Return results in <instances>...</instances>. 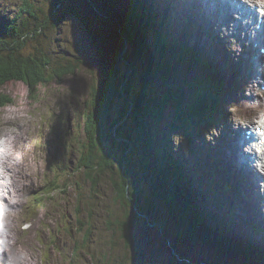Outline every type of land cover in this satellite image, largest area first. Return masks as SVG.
I'll return each mask as SVG.
<instances>
[{
  "label": "rangeland",
  "instance_id": "rangeland-1",
  "mask_svg": "<svg viewBox=\"0 0 264 264\" xmlns=\"http://www.w3.org/2000/svg\"><path fill=\"white\" fill-rule=\"evenodd\" d=\"M22 1L23 0H0L1 28L5 29V25L11 22V25L17 23L18 18L14 22L11 20L16 17L15 12L20 11V6L24 5ZM61 1V3H58V0H27L32 9V13H27L26 17L19 19V21L22 22L21 28H26V30L33 28L37 30V32L40 30L44 39L42 38L43 36H39V38L27 36L29 41L25 44L20 57L25 58L28 56V61L34 58L37 60H39V58H43V60L47 61L49 60V65L47 66L49 71L51 70L50 67H54V65L59 67L62 71L70 63L73 65L77 64L79 68L75 70L74 74L71 76L62 77L58 82L53 81L51 85L39 87L37 89V98H39V101L29 100V110L22 116L16 119H5L3 111H0V136L10 134L15 137L11 148L12 155L9 156V160H15V167L17 169H19L18 163H23L25 167L23 173L20 172V170H23L22 168L15 173V176L12 177L13 184L11 185V187L15 189L16 185L19 184L20 187L18 189L20 191L17 192L22 191L27 196L26 200L12 205L13 208L19 210L13 218L15 227L13 229L14 236L12 238L15 241L14 247L26 255L23 264H173L171 254L173 255L174 253L183 258L188 264H231L221 262V258L222 260L231 258V255H228V253H226V255L224 253V251L227 252L231 250V248L227 247V249H225L221 247L224 249L223 251L219 243L217 246L215 243H212L214 240H206L210 238L209 236L205 238L200 234L199 236L202 238L199 240V243L201 242L200 244H197L195 239H192L195 245L189 241L185 243L181 242L184 239L182 237H187L184 233H182L183 236L180 235L182 227H180L179 224H184L183 220L180 219V217L178 218V226L174 223H170L166 218L171 220L172 217L169 208L165 207L164 197H157L156 193L154 194L155 198L153 197L152 202L158 201V205L155 208V203H153L154 205L151 207L160 213L157 212V215L159 217L158 221L161 223L160 225L163 229V235L162 233L161 235L160 233L157 235L155 232H148L150 228H144L143 230L137 228L142 234L150 236L149 243L143 242V239L137 235L135 218L134 215H132V211H129L131 210V206L126 204V202L120 203L119 200L115 199L116 194L111 186L112 181L110 179L111 176L118 177L119 170L115 159H121V152L124 151L126 156L129 157L126 158V164L129 167H127V171H131L129 173L133 175V177H138L139 180H145L144 183L149 180L146 170L142 169L140 165L142 161V153L140 154V150H142V152L146 151V154L152 155L154 153H151V149H147L145 145L146 149L143 145L141 148L140 138L142 133H146L145 130L148 131L147 136L149 135L154 139L158 136L162 138L163 144L170 147L169 151L171 155H173V159L174 157H176V159L179 157L178 161L180 162L179 166L181 168L176 169L179 170L181 179H176L177 173L172 169L174 165L167 170L172 171L177 184L176 190L180 195L182 192L191 193L190 195L189 193L186 194L187 199H183L185 201V209L187 211L191 210L192 213H195L196 217L200 216L204 226L207 228V232H211L209 229H214L216 224H221L219 221H216V218L218 220L222 219L220 212H225L231 218L227 219L228 223L223 227L227 228L231 234L234 233L236 236L244 235L241 243L253 247L250 251L248 248H245V250L247 249V251H249L247 252V256L252 257L258 264H264L262 257L260 259L254 257L260 254V252L264 256V245H259L258 242L260 241L253 236L258 234V232L256 231V234L254 233V226L249 222L252 213L250 210L251 205L244 203L248 206L247 209L250 212H247L246 208H244L243 210L241 209L243 213L239 212L237 216H234L233 212H237V209L233 206L234 203L231 202L232 200L237 201L231 197L235 195L233 191H236V194L239 195L240 190H235L230 186L236 185L240 188V185L245 184L246 189L257 188L256 186H250L247 180L243 181V179L240 178V181L237 180L236 182V178H228L222 171L219 173L218 167L214 162L217 160L219 164L221 162L223 166L228 165L230 168H233V161L231 157L227 155V151L231 148L230 142L227 139L229 133H227L225 128L223 129L220 127V123H228L225 111L227 103L243 98V89L238 91L240 88V74L238 75V70L234 67L235 61L229 58L227 54L229 53L226 45L227 37L221 38L219 36L217 43L219 52L227 61L225 64L228 66L231 64L229 67H224L218 63L219 58L217 56L210 54L208 50L197 48L187 37V33L189 32H194L198 36L206 34L208 37L212 32L207 33L211 30L207 26V31L202 30L204 26L202 21L201 29L196 27L195 23L197 20L192 16L193 13L190 12V9L189 11L184 10L183 13L181 12L183 7L187 4L184 0L145 1V5L149 3L154 5V7L150 8L157 14V18L163 16L164 19H166V22L163 19L160 20L164 30V36H166L167 39L170 37L177 38L175 41L179 42L184 47L183 52L193 57L194 61L190 64V71L184 69L176 75L171 74L172 78H166L164 76H167V72H164V75H159L160 72H157L158 69H152L157 72L153 78L156 81H154V83L150 81L149 84H146L148 85L147 91L149 95L146 94L143 96L142 93L141 97H144L143 101L139 98L140 95H136V93L141 92V86H143V83L139 81L140 78L138 77V61L135 63L134 69L127 63V61L131 63L130 60L127 59L128 55L135 58V60L137 59L135 42L130 41V35L133 33L130 29V31H127L128 33H122V29L127 30L128 28H126L124 23V26L121 27L119 19L113 15L115 11L116 13L119 11L120 14H122V10L128 5L136 9L137 2L140 1L111 0L115 6L110 5L112 8H107L109 12H102V15L106 17V21L113 22L112 25L121 31V35L124 36V39L129 44L128 45L126 41L122 39V45L124 47L126 45L127 47L125 50H122V52H125V61L122 60L120 62L117 60V63L115 62V53H113L115 45L112 33L108 35V40H110V42L105 38V44L104 41H102L103 36L98 34L104 31V23L101 22V18L98 16L100 15L98 14L99 11L96 10L91 13V9L89 11L88 0ZM173 1L174 5L172 4ZM89 2L90 5L95 6V8L96 6L102 8V6L107 3L105 0H89ZM172 10H175V12ZM207 11L209 13L207 9L203 10V12H198L195 9L194 13L196 12L203 17ZM172 12L175 13L174 17H172L173 19L171 18ZM148 14H150L148 11L143 13V21H146ZM176 15H179L181 19ZM185 16L189 17L185 18ZM126 18L131 25L138 26L135 24L137 23L135 15L130 17L126 16ZM134 20L135 22H133ZM175 21L180 22L181 29L174 24ZM207 21L210 23L209 25L213 27V22L211 23L208 19ZM110 24L111 23H109V26ZM99 29H101V31H99ZM161 32L162 30L158 28L156 36H159L160 39H162L163 36ZM216 32L218 33L219 31L216 30ZM129 33L130 35H128ZM121 35L117 34V39H120ZM19 37L20 35L11 38L12 46ZM93 37L95 38L94 41ZM153 37L155 39V36ZM162 41L165 42L163 39ZM199 41L208 45L207 41L203 39ZM90 42H92L93 45ZM1 45L3 46L5 44ZM164 45L167 50L171 51L173 48L179 50L177 46L169 47L166 42ZM146 46L148 49L150 48V51L152 50V42L149 38L146 39ZM187 46L196 49L197 54L189 50ZM128 47L131 51L128 50ZM145 48L144 46V50ZM167 50L164 51L167 52ZM97 51L101 53V56H104V64H102ZM143 53L146 58L147 55L145 51H143ZM202 56H206L208 59L202 60ZM165 57L167 58L169 55ZM206 57H204V59H206ZM160 58L163 60V57ZM161 59L160 65L163 66V61H161ZM182 61L186 60L182 59ZM192 64L194 66H192ZM105 65L108 67L114 66V73H116L114 78L112 77V80L108 78V81L111 80L114 82V80H118L120 85L125 84V82L126 84L129 83V88L127 86L129 93L125 96L127 98L125 100H127V102H132V105H134V107L136 105L135 108L138 109H140L139 107L143 104V112H145L147 108L148 110L151 108L154 110L156 106L162 107L160 101L162 98H165L162 96H168V94L164 93L168 88L177 90L180 85H183L184 88H182V91H179L178 94L182 100L186 101L187 97L191 95L187 91V88L189 86H193L194 88L197 87L194 86V84L197 85L200 83L202 88H209L210 90L212 84L222 87L217 88L218 94L216 98L218 104L212 102L211 106L214 107V109L211 110L214 111L212 112L209 109L210 115H207L213 118L207 119L208 123L206 125L201 123L195 128L187 125H179L175 115L172 114V107L163 110L162 113L157 111L156 117H147L145 114L146 117L144 116L145 118H142V120H140L142 112H139L138 118L136 117L137 121L133 120L131 124L129 120L128 123L124 125L125 130L135 138L132 139V147L127 145H125V147L122 145L118 146V142L114 139L111 140V137H114L113 127H110V132L109 130L106 132L107 136L103 134L102 136L100 133L94 134V140L96 142L98 141V136L99 138L102 137L101 140H103L95 147L97 153L95 157L98 160L99 157L102 158L104 156V158H107V156L111 155L114 159H110L114 161V169L110 171L107 170V172H102L101 174H99V169L98 171L91 170L89 174L93 180L91 181V179H87L85 170L81 167L79 168V163L81 162V154H84L86 151L83 149L82 144L86 140L85 138H87L84 133L86 116L89 115V113H86V108L91 107L92 104L89 94L92 89L94 91V89L97 90L101 88V67ZM141 67L144 73L147 68V62L141 65ZM127 69L130 70L126 72ZM119 72L121 75L125 72L127 74L121 77ZM247 74H249V72H247ZM128 76L130 79L127 78ZM159 77L162 79L161 81H158ZM220 79H224L225 81L222 80L223 82H221L219 81ZM213 81L215 82L213 83ZM120 85L117 86L119 87ZM3 88L4 86L1 87L0 93L5 96L7 94L4 93ZM227 89L229 90L226 91ZM134 95H136V98L133 97ZM7 96L11 98L10 95ZM155 96V101L148 106L145 100L148 98L152 99ZM120 99H122V97H120ZM116 100H119V98L111 99V101L115 102L111 113V120H113L114 117L118 119L121 112L125 109V100H121V102H116ZM12 102L15 103L13 99ZM108 107L112 108V106ZM2 108L0 107V109ZM92 113H94V110ZM132 113L134 116H137V112ZM140 124L145 126L146 129H141ZM179 126H181V128H179ZM227 127L233 130L230 123H228ZM13 128L16 129L15 132L10 131ZM195 129H198L196 134ZM213 129H218L220 131L219 136L221 137H215L214 144L205 140V135H211ZM165 130L168 131V133L164 135ZM101 132L104 133V131ZM173 134H180L184 137L181 145L175 150H173L171 142V136ZM165 139H168L167 144L165 143ZM123 141L128 140L123 139ZM113 142L115 144H113ZM162 142L160 145H162ZM156 146L158 147V144ZM166 153L169 152L166 151ZM218 159H220V161ZM91 161L95 163L94 159H91ZM160 162L163 161L160 159ZM166 163L161 164L163 170L167 168ZM161 166L159 170H162ZM1 168H4L5 171H12L11 168H6L3 164H1ZM163 170L159 174L158 172L155 173V181L157 179L160 181L164 180V176L167 174L163 172ZM95 171L98 173L97 176L94 174ZM232 173L233 171L229 170L227 174L229 175ZM237 174L239 173L237 172ZM93 175L95 176L93 177ZM152 175L154 177L153 173ZM187 175H191L192 177L190 178L189 176L190 179L185 180ZM128 178L130 179V176ZM194 178L199 182L195 183L196 181ZM30 182L33 184L28 185ZM23 183L25 186L27 184L26 188H22ZM144 183L139 182L140 186L138 189L146 190L143 192L149 193L150 190L147 189L149 186H145ZM146 183L149 182L147 181ZM49 184L57 185L58 189L53 191L49 195V198H45L37 205L39 208L32 212L33 204L35 205L32 201V197H37L36 193L38 194V189H43V187H47ZM189 185V191L184 189ZM194 186H198L196 187V192L191 191L194 190ZM151 188L153 189L152 186ZM201 188L204 190L207 200H203L202 194L200 195ZM177 191L175 193L176 196L178 195ZM10 194L12 193L10 192ZM137 194L140 197V192ZM181 196L183 197V195ZM230 197L232 200H230ZM139 202L137 201L136 205H138ZM241 202L242 201H239L238 204L242 205ZM238 204L235 202L236 206H238ZM206 205L207 207L205 208L204 206ZM198 207H201L204 216L201 215ZM205 209L208 210L206 211ZM167 211L169 212L167 213ZM254 211H257V209L254 208ZM207 212L208 215L205 216ZM211 213H213V215H210ZM163 215L166 216V218ZM208 216L214 218L210 219L211 221L214 220L216 223H213L214 226L209 224ZM258 219H256V223ZM260 220L262 221L261 227L264 228V217ZM118 221L122 222L123 226L118 227L116 223ZM26 222L31 224V227L23 229L21 226ZM142 224L141 228L146 227L144 223ZM198 230H200V226H198ZM258 230L264 235V231L259 228ZM213 233L214 235H219L217 230ZM219 237L221 236L219 235ZM125 238L134 244L136 247L134 251L132 248L130 249L125 245V243H127L125 242ZM167 240L172 241L173 247L178 246L177 250L179 251L167 252L164 244ZM179 242L181 244H179ZM225 243L228 245L227 242ZM204 246L208 248L204 249ZM230 246L233 248L239 247L235 246L233 242L230 243ZM220 250L223 252H220ZM216 251L220 252V256L221 254L223 255L219 257ZM239 251H241V249H239ZM231 254L234 255L233 252ZM7 256L8 253L2 249L0 251V264H4Z\"/></svg>",
  "mask_w": 264,
  "mask_h": 264
},
{
  "label": "trees",
  "instance_id": "trees-1",
  "mask_svg": "<svg viewBox=\"0 0 264 264\" xmlns=\"http://www.w3.org/2000/svg\"><path fill=\"white\" fill-rule=\"evenodd\" d=\"M141 2V0H139ZM22 2H24V5L22 6L20 11H16L15 15H16V19L17 23L15 25H11V23H9L8 25H5V29L1 28L0 26V89L1 87H3L5 84H7L9 81H15V80H24L25 83L28 84L29 88H30V92L31 94L28 97V100H34V101H39V98H37V89L41 86H47V85H51L53 84V81L58 82L62 79V77H66V76H71L74 74V71L77 70L79 67L77 64L73 65V64H69L67 67H65L62 71L59 69V67H56L54 65V67H50V71L47 69V66L49 65V60H43V58H39V60L35 59H31L28 61V56L25 58H21L20 56L22 55V51L23 48L25 47V44H27V42L29 41L27 39V36H31L34 38H39V36H43L41 35L42 33L40 32V30L37 32V30L30 28L29 30L25 28V34H18V31L21 30L22 28V22L19 21V19H22V17H26L25 12L31 14L32 13V9L30 8L29 3L27 2V0H23ZM90 3V2H89ZM138 5L139 2H137V8L139 7ZM106 6V4H105ZM107 7V6H106ZM104 7V5L102 6V11L105 9L106 11H108V7L106 8ZM127 8V10H126ZM142 8L143 9H147L148 12L149 9L146 7V5L144 3H142ZM90 9L93 12L94 11V6L90 5ZM99 7L96 6V10H98ZM125 10V11H124ZM136 9L134 7H129V5L127 7H125V9L122 10V14H120V12H118V14L115 12V16L116 15H120V17H124V22L125 24H127V18L126 16L130 17V16H136V19L139 18V14H136L137 12L133 11ZM114 15V14H113ZM150 17V16H149ZM28 18V17H27ZM135 19V20H136ZM151 22H148L147 19L146 21L141 20L142 22L138 23L139 25H141V27H143L145 34H155L157 35V29L160 28V26L154 22V18L150 17ZM120 20V19H119ZM11 21H15V20H11ZM123 21V20H122ZM127 21V22H126ZM130 23V22H129ZM120 26H124L123 22H121L120 20ZM11 25V26H9ZM3 26V25H2ZM130 25H128L126 28H128L127 30L122 29V33H128L127 31L129 30ZM38 28V27H37ZM36 28V29H37ZM125 28V29H126ZM161 29V28H160ZM154 30V31H153ZM162 30V29H161ZM133 34L130 35V33L128 35L131 36V40L135 42V47H136V57H137V61L139 63V68L140 70L142 69L141 65L144 64V62L147 61V68L143 73V69L141 70L140 74V79L139 81H141L143 83V86H141V92L137 94V96H139V98H141L144 101V95H149L148 91H147V86L146 84H149L150 81H153L154 76H155V71H153L151 68V62H153L154 58H157V60L155 59L153 63H156V68L158 69V71L160 72L159 75H164L163 73L165 72V70H168V57L166 58L165 56L169 54V56L171 55H175V54H171L170 50H167V52L164 51V44H162V46L160 45L161 40L163 39L168 45L170 46H177L179 48H181L180 44H176L175 42L171 41L170 39L168 40L166 38V36H164L163 34V30H162V39L159 38V43L155 40H152V47H151V51L150 48L148 49L147 47L145 48V53L147 52V56H149V58H145L144 57V42L142 40H140V38H137V35L132 32ZM19 39H17L14 43V45H11V38L15 37V36H19ZM157 37V36H156ZM44 39V36L42 37ZM146 41V39L144 40ZM143 42V43H142ZM1 44H5V45H1ZM164 45V46H163ZM5 50H9V51H5ZM154 50V51H153ZM172 50H176L175 48H173ZM153 51V52H152ZM139 52V53H138ZM173 53V52H172ZM184 53V52H183ZM178 56V55H176ZM182 56H186V57H191L188 56L187 54H183ZM163 57V60L160 58ZM174 57V56H173ZM139 59V60H138ZM146 59V60H145ZM160 59L161 61H163V65L165 66V68L163 66L160 65ZM182 59H185L186 61H182ZM180 60H176L175 59V67H180L181 68V72L185 69L187 71H190V64L192 63H188V59L187 58H182ZM190 59V58H189ZM191 60V59H190ZM140 61V62H139ZM141 63V64H140ZM187 66V67H186ZM192 66H194L192 64ZM145 67V66H143ZM165 69V70H164ZM142 73V74H141ZM110 79L112 77H114V70L112 71V68L110 70ZM142 75V76H141ZM166 78H171L170 74L164 75ZM106 78L108 77H104L103 78V82L101 79V88H98L97 90L93 89L90 91V99L92 100V104L91 107L86 108V113H89L88 116H86V124H85V128H84V133L87 136V138H85L86 140L84 141L83 145V149H85V153L81 154V159H80V165L79 168H83L85 170L86 173V177L87 179H91L90 177V171L92 170H96L98 171L99 169V174H101L102 172H107L114 169V160L111 155L107 156V158H104V156L101 158L99 157V159L97 160V158L95 157V155L97 154L95 151V147L99 145L98 141L101 140L102 137L99 138L98 136V141L96 142L94 139V134L100 133L101 135L103 134L104 136H107L106 132L109 130L110 132V127L114 126V123H111V121L109 120V115L108 114V108L106 107V101L107 99H109L111 96H113L114 98L118 99L119 97H125L127 96L128 92V88H129V83L127 84H122L120 85V83H118L117 85L119 86L118 89V94H115L114 92L117 93V91L113 90L115 81H111V80H107L108 82H106ZM160 81L162 80L160 77L158 78ZM128 86V88H127ZM182 86V87H180ZM178 88L179 89H174V88H168L166 89V91L164 93L168 94V96H162L165 98H162V100L160 101V103H162V107L161 106H156L153 108H151L150 110H148V108L145 110V112L142 111V106L138 108H135L134 105H132V102L125 100V109L121 112V115L118 117V119L116 120L118 123H120V126L117 127V130L120 132V137L122 138L121 141L118 142V144H125L129 147H132L133 143H132V139L133 136H131L129 134V132H127L125 130V126L126 125V120L128 119V121L130 120V123L132 124L133 120L137 121L139 112H142L141 114V118L140 120H142V118L144 119L147 115V117H152L155 116L157 111L162 113L163 110L172 107L173 108V112L172 114L175 115L177 122L179 125H187L190 127H198L199 124H203L206 125L208 123L207 119H209L210 117H208L209 114V109H212L211 103L214 102L215 100H217L213 93L215 92L216 87L212 84L211 90L209 88H202L200 86V83L194 86L197 87H191L189 86L187 89V91L191 94L189 97H187L186 101L182 100L179 96V91H182L183 85H180ZM197 88V89H196ZM91 89V88H90ZM107 89V90H106ZM196 89V90H195ZM113 90V91H112ZM111 93V94H110ZM98 96V97H97ZM119 96V97H118ZM126 98V97H125ZM136 98V97H135ZM155 97H153L152 99L148 98L145 100V102L148 104V106H150L151 103H153V101H155ZM170 100H169V99ZM127 99V98H126ZM6 103H13L12 99L10 97H8L7 95H3L2 93H0V107L2 108L4 104ZM111 104V103H110ZM145 108V107H143ZM94 110V113H92V111ZM175 110V112H174ZM212 111V110H211ZM132 112H137V116L133 117V113ZM171 113V112H170ZM146 114V115H145ZM208 115V116H207ZM132 116V117H131ZM145 116V117H144ZM137 117V118H136ZM156 117V116H155ZM178 117V118H177ZM110 122V123H109ZM157 122V121H156ZM141 123V122H140ZM141 129H146L145 126H143L142 124H140ZM145 127V128H144ZM179 128H181V126H179ZM198 129H195V134L197 133ZM101 131H104V133H102ZM146 133H142V136L140 138V145L141 148L145 145H148V140H149V135L147 136L148 131L145 130ZM168 133V131L165 130L164 135ZM102 135V136H103ZM124 137V138H123ZM156 137V136H155ZM106 138V137H105ZM113 139V137H111ZM123 139H127L128 142H123ZM142 139V140H141ZM154 139V138H153ZM162 138H160L159 136L156 137L154 140L157 141L156 143L158 144V147L155 145L154 148H152V152L153 156L151 154H146V151L142 152V150H140V154L141 155V168L146 170L147 175L149 176V180H147L149 183H144L145 185H148L149 188L148 190H150L151 192V197L153 200L154 194L156 193L157 197H161L164 199L165 202V207L169 208L170 213H171V217L172 219L170 221H175V217H180V219L183 220L184 224H181L182 227V232H181V236L182 233H185L187 235V237H182L184 238L181 242H190V243H194V241L192 239H195V242L197 244L199 243V240H201L202 238L199 236L200 234H203V237L206 238V236H209V239L206 240H214V242H212L213 244L215 243L216 245L219 243L220 248L224 247L225 249H227V247H230L231 250H228L227 252L224 251V249H222L224 251V253H228V255H231L230 259L227 260H222L221 258V262L222 263H231V264H258L257 262L254 261V259L252 257L247 256V252H249L251 249H253V247L251 245H246V244H242L240 241L236 242L234 241L233 237H235L234 234L232 235H220L223 236V238L221 240H219L221 237H219V235H214L213 232H215L214 230H216L215 228L209 229L211 230V232H207V228H205L202 219L199 217H196L195 213H192L191 210L187 211L185 209V201L182 199H187L186 198V194H188L189 192L185 193L182 192L183 197L179 194V192L176 190L177 184H176V180L174 179V175L171 171V173H169V171L167 170L168 168L172 167L173 171H176V179L179 178V180L181 179V176L179 174V170H177L175 167H180L179 163L175 161H173V163L175 164H168L169 161H171L170 158V154L166 153V150L170 153V147L166 146L165 144H163ZM164 139V138H163ZM167 140L165 139V143L167 144ZM162 142V145H160V143ZM114 143V142H113ZM130 143V144H129ZM143 143V144H142ZM143 145V146H142ZM144 146V148H145ZM140 147V146H139ZM140 148V149H141ZM146 149V148H145ZM111 154V153H110ZM106 155V154H105ZM108 155V154H107ZM110 157V158H108ZM162 157V158H161ZM104 158V159H103ZM129 158V157H126ZM91 159L95 160V163L91 161ZM112 159V160H110ZM122 159H115V162H119L120 163V167L118 166V170L120 172V170H123L124 172V176H111V186L114 189V192L116 194V200H119L120 203H129L130 199H135L137 197L138 202L140 201V198L145 197L147 198L146 203L144 202V204L141 202H139V204L137 205V212L140 213V211L143 212H147V209L145 208L146 205L147 206H152L154 205L152 203V201L149 200V198L147 197V195H145V193H141L140 192V198L139 195L137 194L138 192H135L137 189V187L134 185V177L133 175H130V173L127 171V164L125 166H123V162ZM160 159L163 162H160ZM166 161H168L167 163V168L163 170V172H165L166 175V180L164 179L163 181L157 179L155 181V172H158L159 167L161 166L162 163H166ZM98 162V163H97ZM126 163V159L124 161ZM160 162V163H159ZM113 164V165H112ZM130 164V163H129ZM164 166V164H163ZM175 168V169H174ZM181 168V167H180ZM89 170V171H87ZM162 170H159V173H161ZM95 171V175L97 176L98 173H96ZM118 172V174H119ZM152 173L154 174V177L152 175ZM158 173V174H159ZM93 175V177L95 176ZM130 176V179L128 178ZM146 175V176H147ZM122 177V179H121ZM120 178V180H119ZM122 180V181H121ZM136 180V179H135ZM178 180V181H179ZM91 181H93L91 179ZM166 181V182H165ZM113 184V185H112ZM153 187V189L151 188V186ZM128 186V190L126 189ZM190 185L188 186V188H185L186 190L190 189L189 188ZM49 190H53L55 191L56 189H58L57 185H51L49 184V186L47 187ZM155 188V189H154ZM202 190V189H201ZM177 191V194L179 195H175ZM189 191V190H188ZM192 192H196L197 188L196 186H194V190H191ZM145 192V191H144ZM191 193H189L190 195ZM162 195V196H161ZM128 197V198H127ZM155 198V197H154ZM166 198V199H165ZM36 202L38 203V200H36ZM135 202V201H134ZM137 203V201H136ZM157 203V204H156ZM181 203V204H180ZM149 204V205H148ZM122 205V204H121ZM158 205V201L155 202V208ZM173 206V207H172ZM195 207V206H194ZM39 208L37 205L33 204V208H32V212L36 211V209ZM161 210V207H160ZM199 210L201 212V215H203V212L201 211V207H199ZM155 212L154 214H152V212ZM137 212L136 214L134 212H132L134 216H137ZM159 211H155V209L153 207H151V209H149L148 213L149 215L152 216V218L154 219L157 218L159 220L158 217V213ZM169 211H167L168 213ZM160 214V213H159ZM78 218V217H77ZM166 218V217H165ZM167 220H169L168 218H166ZM210 220V219H209ZM136 228L138 226L143 225L142 223H139L138 221H136ZM118 227L123 226L122 222H116ZM134 223V222H133ZM164 223V222H163ZM145 224V222H144ZM203 225V226H202ZM198 226H200V230H198ZM216 227H219L216 226ZM202 228V229H201ZM185 230V231H184ZM201 231V232H200ZM213 231V232H212ZM142 233V232H141ZM194 234V235H193ZM198 234V235H197ZM205 234V235H204ZM223 234V233H222ZM144 236V234H143ZM197 236V237H196ZM126 237V236H125ZM127 243H125V245L127 247L129 246H133L134 244L129 241L127 238H125ZM146 242L145 243H149V239H147V237L145 236ZM216 241V242H215ZM227 242L228 245L225 243ZM233 242L235 245L239 244L241 246L237 247V248H233L230 246V243ZM179 244H181L179 242ZM183 244V243H182ZM206 244V243H204ZM218 246V245H217ZM177 247V246H176ZM245 248H248L249 251H247V249L245 250ZM239 249H241V251H239ZM178 251V250H177ZM220 250V252H223ZM217 252V251H216ZM220 252H217L219 257H221L223 254H221L220 256ZM234 253V255H232L231 253ZM227 255V254H226ZM176 256V254H175ZM230 257V256H229ZM254 257H256V259H260L261 257L264 260V256L263 254L260 252V254L255 255ZM181 258V257H180ZM208 263V262H207ZM210 264V263H209Z\"/></svg>",
  "mask_w": 264,
  "mask_h": 264
},
{
  "label": "bare ground",
  "instance_id": "bare-ground-1",
  "mask_svg": "<svg viewBox=\"0 0 264 264\" xmlns=\"http://www.w3.org/2000/svg\"><path fill=\"white\" fill-rule=\"evenodd\" d=\"M107 3H106V6L109 8V9H111L112 7H110V5L111 6H115V4L111 1V0H105ZM145 1H147V0H141V2H139V4L140 5H138L139 7L138 8H136V11L135 10H133V11H135V12H137L136 14H139V18H137L136 19V21H137V23H135V24H137L138 26H133V25H131L129 22H127V24H125V22H124V17H120V15L118 16V15H116L115 17L117 18V19H120L121 20V22H123L124 24H125V26L127 27L128 25H130V27H129V29L132 31V32H134L136 35H137V38H140V40H142L145 44H144V46L145 47H147L146 46V41H144L145 39H150V41L152 42V40L151 39H153V40H155V41H157L158 43H159V38H158V36L156 37V35L155 34H145V31H144V29H143V27H141V25L139 26V24L138 23H140L141 22V20H143V17L144 16H142L143 15V13L145 12V11H147V10H145V9H143L142 8V3H144ZM185 1V3H187L186 5H185V7H183V9L181 10V12L183 13L184 12V10H187V11H189V9H190V12L191 13H193V15L192 16H194V18L197 20V22L195 23V25H196V27L197 28H199V29H201V21L203 22V24H204V26H203V28H202V30H206L207 31V27L209 28V29H211V30H209L210 32H207V33H211L212 32V34L208 37V36H206V34L205 35H203V36H198L196 33H194V32H189V33H187V37L190 39V41L197 47V48H199V49H202V50H208L209 52H210V54H212V55H214V56H217L218 58H219V61H218V63L220 64V65H223L224 67H227L228 65H226L225 64V62H227L226 60H225V57L219 52V48H218V46H217V43H218V40H219V32L217 33L216 32V30L217 31H219L220 30V27L221 26H224L225 28L231 23L233 26H234V31H233V33H232V35H234L235 36V38L238 40V42L241 44V47H242V52L240 53V55L239 56H235V54L234 53H231V52H229V53H227L228 54V57L229 58H231L233 61H235L234 62V64H235V66L234 67H236V70H238V75H239V79H240V88H239V90L238 91H240V90H242L243 89V85L246 83V82H248V81H250V80H252V79H254V78H256V76L259 74L258 72H257V67H258V65L261 63V62H264V57H262L260 54H259V49H261V48H264V47H262V46H264L263 45V39H264V25L262 26V30H260V31H258L257 32V35H256V37H255V39H249L247 36H245L243 39H241L240 38V35H239V33L243 30L242 28H241V26H240V24L239 25H236V24H234V23H237V22H232L231 21V16H228V14H227V12H226V10L225 9H228L229 10V12H231L232 14H233V12H235L236 10H234V9H236L235 7H234V9H230V7H229V4L230 5H234V4H236V3H238V2H236V1H234V0H218V2L217 1H215L214 2V0H184ZM184 3V2H183ZM114 4V5H113ZM145 4V3H144ZM162 4V3H161ZM172 4L174 5V1L172 2ZM105 6V4H104V7H106ZM106 7V8H107ZM146 7L149 9V11H150V14H148V17H147V21L148 22H151V19H150V17H153L154 18V22L155 23H157L159 26H160V28L163 30V27H162V25H161V23H160V20L161 19H163L165 22H166V19H164V17L163 16H161V17H159V18H157V14H155L154 13V11L150 8V7H154V5H152V4H146ZM122 8V7H121ZM207 9V10H209V13H208V11H207V13L205 14V15H203V17H201L200 16V14H198V13H194V10L196 9L198 12H203V10H205V9ZM109 9H108V11L107 12H109ZM123 9V8H122ZM126 10H127V8H126ZM212 10H214L215 12H212ZM237 10H239V12H240V15H241V18H244L245 16H247V15H250L251 13H249L246 9H243V8H241V9H237ZM172 11H174L175 12V10H172ZM103 13L104 12H106V10L104 9L103 11H102ZM119 12V11H118ZM118 12H117V14H118ZM174 12H172L171 13V18L172 17H174V15H175V13ZM114 15H115V13H113ZM150 16V17H149ZM177 16V15H176ZM179 16V15H178ZM177 16V17H178ZM190 16V15H189ZM189 16H185V18H188ZM176 17V18H177ZM179 18L181 19V17L179 16ZM210 18H211V20H210ZM173 19V18H172ZM207 19L209 20V21H211V23L213 22V27H212V25H209L210 23H208V21H207ZM119 20V21H120ZM123 20V21H122ZM177 20V19H176ZM138 21H140V22H138ZM133 22H135V20L133 21ZM174 24L177 26V27H179V29H181L180 27H181V24H180V22H177V21H175L174 22ZM207 26V27H206ZM164 31V30H163ZM92 36V35H91ZM153 36H155V39H154V37ZM94 37H93V41H94ZM171 41H173V42H175L176 44H180L179 42H177V41H175V40H177V38L175 39L174 37H170L169 38ZM168 39V40H169ZM200 39H203V40H205V41H207V43H208V45H206L205 43H203V42H201V41H199ZM103 41H106L105 39H102ZM92 41V42H93ZM109 42H110V40H108ZM114 41V45H115V48H116V50H118L119 52H121L122 50H125V47L122 45V47L120 48V45L117 43V41L116 40H113ZM92 42H90L91 44H92ZM142 42V43H143ZM135 44V43H134ZM162 44H165V42H163L162 40H161V42H160V45L162 46ZM93 45V44H92ZM151 45V44H150ZM187 45V44H186ZM143 46V47H144ZM164 46V45H163ZM180 46H181V48H179L178 47V49L179 50H171L172 52H170L171 54H175L174 55V57H173V55L171 56H169L168 57V70H165V72H167V74H170V77H171V74H178V73H180L181 72V68L178 66V67H175L174 66V64H175V59L176 60H180V59H182V58H187L188 59V63H191L190 61H192V63H193V61H194V58L193 57H189V58H191V60L188 58V57H186V56H182L183 55V50H184V47L180 44ZM188 47V49L189 50H192L193 52H195L196 54H197V50L196 49H192V48H190L189 46H187ZM164 50H167L166 49V47L164 46ZM121 50V51H120ZM186 50V49H185ZM249 50V51H248ZM98 51H100V50H98ZM97 51V52H98ZM145 51V50H144ZM154 51V50H153ZM228 52V51H227ZM146 54H147V52H146ZM98 55L100 56V59H101V62H102V64H104V56H101V53H99L98 52ZM169 55V54H168ZM176 55H178V56H176ZM189 56V55H188ZM102 57H103V59H102ZM204 57H206V56H202V60H207L208 58L206 57V59H204ZM123 58H124V55H115V62L117 63V60H119L120 62L123 60ZM146 58H149V57H147L146 56ZM179 58V59H178ZM156 58H154V60H155ZM146 60V59H145ZM154 60H153V62H154ZM225 60V61H224ZM147 62V61H146ZM146 62H144V63H146ZM153 62H151V66H152V68L151 69H153L154 70V68L155 69H157L156 68V63H153ZM115 63V64H116ZM128 63V62H127ZM212 63H214V62H212ZM229 66H231V64L229 65ZM228 66V67H229ZM140 66H139V64H138V62H137V70H138V77L140 78V72H141V70H140V68H139ZM163 67L165 68V66L163 65ZM111 66L110 67H108L107 65H105V66H103V67H101V75H102V79L104 78V77H110V70H111ZM243 69V70H242ZM241 70V71H240ZM157 72H158V70H157ZM157 72H155V73H157ZM247 72H249V74H247ZM142 74V73H141ZM142 76V75H141ZM172 78V77H171ZM223 81H225L224 79H222ZM221 79L219 80V81H221V82H223ZM115 81V84H118V80H114ZM154 81H156V80H153V81H151L152 83H154ZM158 81H159V79H158ZM102 82H103V80H102ZM215 81H213V83H214ZM135 83V82H134ZM140 83V82H139ZM125 84H126V82H125ZM215 86V85H214ZM101 87V86H100ZM216 87V89H215V93H214V96H215V98L217 97L216 95L218 94V90H217V88H222V87H219V86H215ZM229 89H227L226 91H228ZM141 91V90H140ZM233 92V91H232ZM225 93V92H224ZM231 93V92H230ZM229 93V94H230ZM138 93H136V95H137ZM226 94V93H225ZM136 95H134L133 97H136ZM217 99V98H216ZM214 102H216V104H218V101L217 100H215ZM211 105H212V103H211ZM210 105V106H211ZM212 109H214V107H212ZM216 110V109H215ZM214 110H212V112H213ZM112 113V112H111ZM111 113H110V115H109V119H110V121H111V123H114V126H113V128H114V130H113V134H114V137H113V139L116 141V142H119V141H121L122 140V138L120 137V132L117 130V127H119L120 126V123L118 124V122L116 121L117 119L114 117V119L113 120H111ZM132 117V116H131ZM133 117H135L134 115H133ZM210 118H213V117H210ZM126 124L128 123V119L126 120V122H125ZM227 125H228V123H220V127L221 128H225V130L227 131V133H229V135L227 136V139L229 140V142H230V149L227 151V155L228 156H230L231 157V159H232V167L233 168H230L228 165H225V166H223V164L220 162V164L217 162V160H215L214 162L216 163V165H217V167H218V170H219V173L222 171L228 178L229 177H234V178H236V182H237V180H239L240 178L241 179H243V181H248V183L250 184V186H256V188L257 189H246V185L244 184V185H240V188H239V186H236V185H234V186H230V187H232V188H234L235 190H240L239 191V195L238 194H236V191H233V192H235V195H232L231 197L233 198V199H235V200H237V201H233L232 199H231V197H230V200H232L231 202H233L234 204H233V206L234 207H236V209H237V212H233V214H234V216H237V214L239 213V212H241V213H243V209L244 208H246V210H247V212H250L248 209H247V205H245V204H250L251 205V207H250V210L252 211V213H251V218H250V220H249V222L254 226V233L256 234V231L258 232V234H256V235H253L255 238H257L260 242H258V244L259 245H264V235L258 230V228L260 229V230H262V231H264V228H262L261 227V224H262V221L260 220V219H262L263 217H264V214H262L261 212H260V208L262 207V206H264V195H261L260 193H259V191H258V180H260V179H264V177H259L258 176V174H256V175H254L253 174V172L250 170V168H249V166H248V162L246 161V158H243V154L242 153H240L241 151H240V140L242 141V136L240 135V133H238V132H240L241 131V129H237V130H232V129H228V127H227ZM112 131V130H111ZM237 131V132H236ZM6 135V134H5ZM5 135H3V136H5ZM116 135V136H115ZM223 135V134H222ZM237 135V136H236ZM116 137H117V139H116ZM220 137V136H219ZM237 137V138H236ZM124 138V137H123ZM221 138V137H220ZM241 138V139H240ZM236 139H240V140H236ZM111 140H112V138H111ZM150 140H151V142H150ZM114 141V142H115ZM123 142H128V141H123ZM113 144H115V143H113ZM130 144V143H129ZM157 143H156V141L150 136L149 137V140H148V145H147V149H151V153H152V148H154L155 147V145H156ZM120 145H122L123 147H125V144H120ZM118 146H119V144H118ZM116 148V147H115ZM120 148V147H119ZM167 151V150H166ZM232 151V152H231ZM155 153V152H154ZM121 154H122V157L121 158H124L123 160H122V162H123V166H125L126 165V163L124 162L125 161V159H126V153H124V151H122L121 152ZM168 154H170V158H171V161H169V162H171L172 164H174L173 163V161H174V159H175V161H177L178 163H180L179 161H178V159H179V157H177V159H176V157H174V159H173V155H171V153H168ZM128 155V154H127ZM124 156V157H123ZM152 156H153V154H152ZM8 159H9V157H8ZM240 159H242L243 160V163H242V161L240 160ZM219 161H220V159H218ZM20 161V160H19ZM174 161V162H175ZM166 162H168V161H166ZM171 163H168V164H170L171 165ZM1 164L2 163H0V168H1ZM167 164V163H166ZM18 165H19V170H20V168H22L23 170H20V172H22L23 173V171H24V165H23V163H18ZM120 167V163L119 162H117V167ZM174 166H176V165H174ZM129 168V167H128ZM161 168H162V166H161ZM175 168H180V167H175ZM129 170V169H128ZM229 170H232L233 171V173L232 174H227L228 173V171ZM239 173V174H237V172ZM7 172H11V170H8ZM129 172H131V171H129ZM156 173V172H155ZM158 173H159V171H158ZM169 173H171V171H169ZM183 173H185V172H183ZM125 174H124V172H123V170H120V172H119V174H118V177L119 176H124ZM131 175V174H130ZM189 176H190V178L192 177L191 175H187L186 176V178H185V180H187V179H190L189 178ZM194 177V176H193ZM4 177H3V175L2 174H0V180H2ZM135 178V177H134ZM140 178V177H139ZM23 179H24V177H23ZM23 179H22V181H23ZM136 179V180H135ZM134 179V182L136 181V183L134 184L136 187H137V189H138V187L140 186V184H139V182H141V183H144V181L143 180H139L138 179V177H136ZM164 179H166V176H164ZM194 180L196 181L195 183H198L199 181H197L195 178H194ZM215 181V180H214ZM240 181V180H239ZM138 182V183H137ZM206 182V181H205ZM230 182H232V181H230ZM229 182V183H230ZM226 183V182H225ZM33 183L32 182H30L28 185H32ZM192 184H194V183H192ZM52 185V184H51ZM145 185V184H144ZM26 186H27V184H26ZM26 186H25V184L23 183L22 184V188H26ZM49 185H47V187H48ZM146 186V185H145ZM185 186V185H184ZM47 187H43V189L42 188H40V189H38L39 190V192H38V194L36 193V195H37V197H32V201L35 203V205H39L45 198H49V195L53 192V190H49ZM196 187H198V186H196ZM209 187V186H208ZM147 188V187H146ZM186 188H188V187H186ZM228 188V187H227ZM15 189H16V191H20L17 187H15ZM141 189V188H140ZM148 189V188H147ZM155 189V188H154ZM185 189V188H184ZM202 189V188H201ZM181 190V189H180ZM143 191H146V190H136L135 192H141L142 194L144 193ZM256 191L258 192V194H257V198L255 197V195H256ZM148 195H147V194ZM145 193V195H147V197L149 198V200L150 201H152V197H151V192H146ZM202 194V197H203V200L204 199H206L207 200V196H206V194H204V190L202 189L201 190V193H200V195ZM8 195L9 196H11L12 194H10V191H9V193H8ZM182 195V194H181ZM184 195V194H183ZM162 196V195H161ZM179 196V195H178ZM213 199V198H212ZM36 200H38V203L36 202ZM140 200H141V198H140ZM146 200H147V198H145V197H142V203L144 204V202L146 203ZM183 200V199H182ZM239 201H242L241 202V204L242 205H240V204H238V202ZM235 202H237V204H238V206H236L235 205ZM141 203V204H142ZM152 203H155V202H152ZM245 203V204H244ZM157 204V203H156ZM199 204V203H198ZM244 204V205H243ZM149 205V204H148ZM253 206H254V208H256L257 209V211H254V208H253ZM205 208L207 207V205L206 206H204ZM148 208L149 209H151V206L149 207L148 206ZM199 208V207H198ZM212 208V207H211ZM242 209V210H241ZM206 211L208 210V209H205ZM202 211V210H201ZM203 212V211H202ZM209 212V211H208ZM208 212L205 214V216H207L208 215ZM228 213V212H227ZM163 214V213H162ZM137 215H141L142 216V218L144 219V221L142 220V221H138L139 223H144L145 222V225H146V227H142L141 228V226H138L137 228H139V229H141V230H143L144 228H147V229H149L150 228V230H148V232L150 231V233H153V232H155L157 235L159 234V233H162V235H163V229L161 228V223L158 221V219L157 218H155L154 217V219L152 218V216L151 215H149V213H148V210H147V212L145 213V212H141L140 211V213H138L137 212ZM210 215H213V213H211ZM220 215L222 216V219H220V220H218L217 218H216V221H219L221 224H219V228H217V227H215L216 228V230L218 231V234L219 235H232L231 233H230V231L227 229V228H225V227H223L225 224H227L228 223V221H227V219L228 218H231V217H229L225 212H220ZM164 216V215H163ZM238 216H240V215H238ZM242 216V215H241ZM164 217H166V216H164ZM209 217V219H211V218H213L212 216H208ZM259 218V219H258ZM183 219V218H182ZM214 219V218H213ZM256 219H258V221H257V223H256ZM138 220V219H137ZM170 223H174V224H176L177 226H178V224H179V222H178V217H175V221H170V220H168ZM238 221V220H237ZM209 224L210 225H213L214 226V224L213 223H215L214 222V220H209ZM26 223H28V222H26ZM216 224V223H215ZM180 225V227H181V224H179ZM212 226V227H213ZM216 226H218L217 224H216ZM128 227V226H127ZM137 228H136V230H137ZM206 228V227H205ZM216 230H214L215 232H216ZM201 232V231H200ZM154 233V234H155ZM223 233V234H222ZM165 234V233H164ZM234 234V233H233ZM141 237V239H143V242H146V239H145V236L146 235H144L143 236V234L141 233V234H139ZM181 235V234H180ZM184 235H186L185 233H184ZM194 235V234H193ZM198 235V234H197ZM203 235V234H202ZM235 235V234H234ZM147 237V239H149L150 240V236L149 235H147L146 236ZM197 237V236H196ZM207 237V236H206ZM243 237H244V235H238V236H236L235 235V237H233V239H234V241H236V242H241V240L243 239ZM136 238V237H135ZM223 238V236H221V238L220 239H222ZM249 238V237H248ZM193 244V243H192ZM243 244V243H242ZM235 246H241V245H239V244H236ZM215 247H217V246H215ZM242 247V246H241ZM129 248L131 249H133V251L136 249V248H134V245L133 246H129ZM205 248H208V247H206V246H204V249ZM27 249V248H26ZM2 249L0 248V251H1ZM138 251V250H137ZM172 256H175V253L172 255ZM183 258H181V260H182ZM183 262L184 263H182V264H186L187 262L186 261H184L183 260ZM170 264V263H169ZM179 264H181V263H179ZM188 264V263H187Z\"/></svg>",
  "mask_w": 264,
  "mask_h": 264
},
{
  "label": "clouds",
  "instance_id": "clouds-1",
  "mask_svg": "<svg viewBox=\"0 0 264 264\" xmlns=\"http://www.w3.org/2000/svg\"><path fill=\"white\" fill-rule=\"evenodd\" d=\"M236 9H246L250 15L241 18L240 12H233V19L240 21V26L243 29L239 35L243 39L247 36L249 39H255L257 32L262 30L264 25V0H239L234 4ZM253 17L255 22H253ZM234 26L230 23L226 28L220 27L219 36L227 37V50L239 56L242 52L241 44L232 35ZM259 54L264 57V48L259 49ZM259 73L256 78L246 82L243 85L241 99L230 101L226 105V119L234 130H246L245 136L248 142L243 145L242 152L249 157L248 166L254 169L259 177H264V62H261L257 67ZM3 91L10 95L15 103H6L0 111H3L5 119H16L22 116L29 110V94L30 88L24 80L9 81L4 85ZM15 132L16 129L10 130ZM220 131L213 129L211 135H205V140L214 144L215 137H219ZM250 137V138H249ZM15 137L12 135L0 136V163L6 168H11V172H7L4 168H0V174L3 179L0 180V248L8 253L4 264H23L26 255L14 247L13 229L15 224L13 218L19 211L12 207L17 203L27 199L24 192H17L12 188V177L19 171L15 167V160H9L12 155L11 148ZM184 137L180 134H173L171 142L173 150H175L183 142ZM20 187L19 184L16 185ZM258 189L261 195H264V179L258 180ZM9 191L12 193L8 195ZM260 212L264 214V206L260 208ZM23 229H28L31 224L25 223L21 226Z\"/></svg>",
  "mask_w": 264,
  "mask_h": 264
},
{
  "label": "water",
  "instance_id": "water-1",
  "mask_svg": "<svg viewBox=\"0 0 264 264\" xmlns=\"http://www.w3.org/2000/svg\"><path fill=\"white\" fill-rule=\"evenodd\" d=\"M62 1L60 0H58V3H61ZM87 3V2H86ZM88 5H89V11H90V3H89V0H88ZM96 11V8H95V6H94V12ZM98 11H99V13L98 14H100V15H98L100 18H101V22L102 23H104V27H103V30L104 31H102V32H100V33H98V34H101L102 36H103V39H107L108 40V35H111V33H112V35H113V37H114V39L113 40H116L117 41V43L120 45V48L122 47V39H124V36H122L121 35V31L117 28V27H114L112 24H113V22H107L106 21V17L105 16H103L102 15V8L101 7H99V9H98ZM91 13H93L92 11H91ZM106 21V22H105ZM109 23H111L110 24V26H109ZM99 31H101V29H99ZM117 34H120L121 35V38L120 39H117V37H116V35ZM112 39V38H111ZM125 40V39H124ZM103 41V40H102ZM126 41V40H125ZM106 43V41H104V44ZM126 43H127V41H126ZM128 44V43H127ZM129 45V44H128ZM125 48H127L126 47V45H125ZM114 50H113V53H115V55L117 56V55H124L125 54V52H122L121 50V52H119L118 50H116V48L114 47L113 48ZM128 50H129V47H128ZM127 50V51H128ZM129 51H131V50H129ZM125 57H126V55H125ZM35 59V58H34ZM127 59L128 60H130V62L131 63H129L128 61V64L130 65V67H132V69H134V67H135V63L137 62V60H135V58H133V57H131L130 55H128L127 56ZM123 60L125 61V59L123 58ZM119 64V63H118ZM139 64V63H138ZM112 67V71L114 70V66H111ZM128 70H130V69H127L126 70V72L128 71ZM124 73V74H122L121 75V73H120V75H121V77L123 76V75H125V74H127V73ZM115 74L116 73H114V76H115ZM114 78V77H113ZM128 79H130L129 78V76L127 77ZM108 78H106V82L105 83H107L108 81ZM112 80V79H111ZM118 89H119V87L117 86V85H114V88H113V90H115V91H117V93L116 92H114L115 94H117V95H119L118 94ZM107 90V89H106ZM112 90V91H113ZM111 94V93H110ZM120 96V95H119ZM118 96V97H119ZM112 97V98H111ZM109 99H107V101H106V107L108 108V114H110L111 112H112V110H113V106L115 105L114 103L115 102H113V101H111V99H113L114 97L113 96H111ZM124 99H126L125 97H123L122 99H120V97H119V100H116V102H118V101H120L121 102V100H124ZM111 103V104H110ZM108 106H112V108H109ZM110 120V119H109ZM103 140H100L98 143H101ZM127 190L129 189L128 188V186H127V188H126ZM128 198V197H127ZM140 198V197H139ZM135 201V202H134ZM136 201H138L137 200V197L133 200V199H130V202L128 203H126V204H129V206H131V210H129V211H132V212H134V213H136L137 212V210H136V208H137V203H136ZM140 202H142V198H141V200H140ZM148 211H149V208H148V206L146 205V207H145ZM155 212L153 211L152 212V214H154ZM134 218H135V220L136 221H142L143 220V218H142V216L141 215H137V216H134ZM138 219V220H137ZM136 233H137V235L139 236V237H141L139 234H141V231L140 230H136ZM160 235H161V233H160ZM144 239V238H143ZM165 246H166V251L167 252H169V253H171V252H173V251H176L178 248V246L177 247H173L172 245V241L171 240H167L165 243ZM134 248H136L135 246H134ZM179 251V250H178ZM182 255V254H181ZM183 256V255H182ZM185 257V256H184ZM171 258H172V261H173V264H179V263H184L183 262V259L181 260V258L176 254V256H172V254H171Z\"/></svg>",
  "mask_w": 264,
  "mask_h": 264
},
{
  "label": "flooded vegetation",
  "instance_id": "flooded-vegetation-1",
  "mask_svg": "<svg viewBox=\"0 0 264 264\" xmlns=\"http://www.w3.org/2000/svg\"><path fill=\"white\" fill-rule=\"evenodd\" d=\"M22 8V5L20 6V10ZM25 14L27 15V12H25ZM23 18V17H22ZM12 20H16V17H14ZM15 25V24H14ZM18 34H25V28L21 29L18 31Z\"/></svg>",
  "mask_w": 264,
  "mask_h": 264
}]
</instances>
